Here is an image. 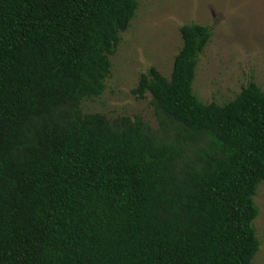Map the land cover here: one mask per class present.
<instances>
[{
    "label": "trees",
    "instance_id": "obj_1",
    "mask_svg": "<svg viewBox=\"0 0 264 264\" xmlns=\"http://www.w3.org/2000/svg\"><path fill=\"white\" fill-rule=\"evenodd\" d=\"M141 0H0V264H254L264 90L202 103L211 29H180L159 123L86 114Z\"/></svg>",
    "mask_w": 264,
    "mask_h": 264
},
{
    "label": "rangeland",
    "instance_id": "obj_2",
    "mask_svg": "<svg viewBox=\"0 0 264 264\" xmlns=\"http://www.w3.org/2000/svg\"><path fill=\"white\" fill-rule=\"evenodd\" d=\"M192 24L211 29L193 83L202 103L223 106L250 83L264 90V0H141L111 57L103 95L84 101V113L102 114L110 121L141 118L157 131L151 95L140 99L133 91L151 68L170 78L175 56L183 47L180 29ZM255 203L259 216L254 227L261 247L254 264H264V183Z\"/></svg>",
    "mask_w": 264,
    "mask_h": 264
}]
</instances>
